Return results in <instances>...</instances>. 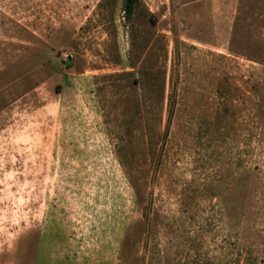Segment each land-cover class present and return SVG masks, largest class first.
Here are the masks:
<instances>
[{
    "label": "rangeland",
    "instance_id": "rangeland-1",
    "mask_svg": "<svg viewBox=\"0 0 264 264\" xmlns=\"http://www.w3.org/2000/svg\"><path fill=\"white\" fill-rule=\"evenodd\" d=\"M0 0V264H264V0Z\"/></svg>",
    "mask_w": 264,
    "mask_h": 264
},
{
    "label": "trees",
    "instance_id": "trees-1",
    "mask_svg": "<svg viewBox=\"0 0 264 264\" xmlns=\"http://www.w3.org/2000/svg\"><path fill=\"white\" fill-rule=\"evenodd\" d=\"M139 3V0H125V16L127 20H130L134 14V11Z\"/></svg>",
    "mask_w": 264,
    "mask_h": 264
}]
</instances>
